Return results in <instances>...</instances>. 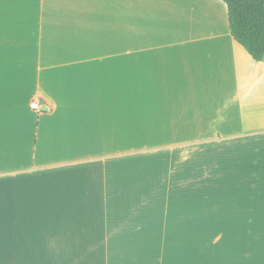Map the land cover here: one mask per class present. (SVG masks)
I'll return each instance as SVG.
<instances>
[{"label": "crops", "instance_id": "0c3cea01", "mask_svg": "<svg viewBox=\"0 0 264 264\" xmlns=\"http://www.w3.org/2000/svg\"><path fill=\"white\" fill-rule=\"evenodd\" d=\"M0 264H264V60L224 2L0 0Z\"/></svg>", "mask_w": 264, "mask_h": 264}, {"label": "trees", "instance_id": "16d2710c", "mask_svg": "<svg viewBox=\"0 0 264 264\" xmlns=\"http://www.w3.org/2000/svg\"><path fill=\"white\" fill-rule=\"evenodd\" d=\"M228 9L230 31L257 62L264 60V0H220Z\"/></svg>", "mask_w": 264, "mask_h": 264}, {"label": "rangeland", "instance_id": "374dc122", "mask_svg": "<svg viewBox=\"0 0 264 264\" xmlns=\"http://www.w3.org/2000/svg\"><path fill=\"white\" fill-rule=\"evenodd\" d=\"M182 173V172H181ZM183 174H185L184 172H183ZM187 175V176H186ZM185 176L186 177H190V178H194V179H201V177H202V169H201V167H200V163H199V161H197L196 163H194L193 164V166H192V168H191V170H190V172L188 173V174H185ZM200 182V181H199ZM198 190L200 189V187L198 186V188H197ZM200 192L198 191L197 193H195L193 196V198L194 199H196V201H197V199L199 200V198H200ZM195 228H199V227H194V229L193 230H196ZM198 230H200V229H198ZM258 230H263V225H262V221H260L259 223H258Z\"/></svg>", "mask_w": 264, "mask_h": 264}, {"label": "built area", "instance_id": "2783aa9c", "mask_svg": "<svg viewBox=\"0 0 264 264\" xmlns=\"http://www.w3.org/2000/svg\"><path fill=\"white\" fill-rule=\"evenodd\" d=\"M31 107L34 109V110H40L41 107H42V104L38 101H34L32 104H31Z\"/></svg>", "mask_w": 264, "mask_h": 264}]
</instances>
